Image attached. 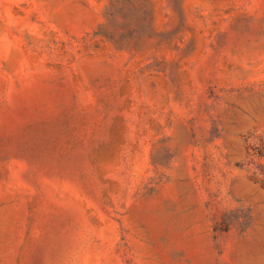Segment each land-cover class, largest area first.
I'll list each match as a JSON object with an SVG mask.
<instances>
[{"label":"rangeland","instance_id":"1","mask_svg":"<svg viewBox=\"0 0 264 264\" xmlns=\"http://www.w3.org/2000/svg\"><path fill=\"white\" fill-rule=\"evenodd\" d=\"M0 264H264V0H0Z\"/></svg>","mask_w":264,"mask_h":264}]
</instances>
